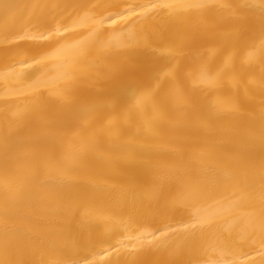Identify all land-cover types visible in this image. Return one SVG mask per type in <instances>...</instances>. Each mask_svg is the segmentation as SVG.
Here are the masks:
<instances>
[{"label": "bare ground", "instance_id": "6f19581e", "mask_svg": "<svg viewBox=\"0 0 264 264\" xmlns=\"http://www.w3.org/2000/svg\"><path fill=\"white\" fill-rule=\"evenodd\" d=\"M0 264H264V0H0Z\"/></svg>", "mask_w": 264, "mask_h": 264}]
</instances>
